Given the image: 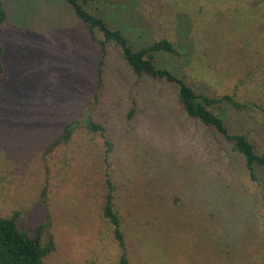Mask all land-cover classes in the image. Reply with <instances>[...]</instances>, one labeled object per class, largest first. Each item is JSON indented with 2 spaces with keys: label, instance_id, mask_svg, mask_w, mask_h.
<instances>
[{
  "label": "rangeland",
  "instance_id": "rangeland-1",
  "mask_svg": "<svg viewBox=\"0 0 264 264\" xmlns=\"http://www.w3.org/2000/svg\"><path fill=\"white\" fill-rule=\"evenodd\" d=\"M0 217L48 224V264H120L102 206L113 184L126 264H264V199L239 157L182 112L176 88L137 77L119 49L102 52L60 0H3ZM135 49L157 53L218 108L231 133L264 155V0H96ZM97 38H103L97 33ZM90 120L103 128L92 132ZM75 129L54 146L68 122ZM264 185V173L258 170ZM262 191L264 192V186Z\"/></svg>",
  "mask_w": 264,
  "mask_h": 264
},
{
  "label": "trees",
  "instance_id": "trees-1",
  "mask_svg": "<svg viewBox=\"0 0 264 264\" xmlns=\"http://www.w3.org/2000/svg\"><path fill=\"white\" fill-rule=\"evenodd\" d=\"M72 12L76 20L84 26L88 38L97 42L102 56L97 66L96 85L99 87L103 79V65L107 53V45L112 43L118 49L126 66L137 77H147L153 81L165 82L176 88V98L184 115L195 121L204 130H207L212 138H217L240 158L242 166L248 177V181L260 189L264 194L262 178L258 170L264 173V155L257 154L254 145L243 134L231 133L225 120L217 110L221 104L226 103L236 110L242 108L231 96L211 98L195 92L183 79L172 73L169 69L158 67L155 59L157 53L178 55L174 45L167 39H161L148 46L135 49L129 42L123 29L112 24L113 12L105 14L93 13L88 5L96 0H60ZM8 14L4 8L3 0H0V30L7 22ZM97 33L103 38L99 40ZM5 48L0 40V75L4 71ZM85 126L89 131L102 132L103 128L86 120ZM75 122L64 125L53 145L66 144L70 140ZM108 190L102 206V214L110 224L114 226V235L118 239L123 253L120 264H126L124 254L123 237L120 232V217L113 207L114 187L109 174H106ZM264 199V196H262ZM48 229V224H40L30 233L18 228L17 215L0 217V264H48L47 257L55 250L52 235L48 234L44 240L43 232Z\"/></svg>",
  "mask_w": 264,
  "mask_h": 264
}]
</instances>
